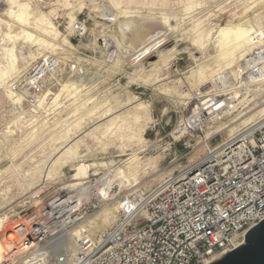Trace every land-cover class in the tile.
Instances as JSON below:
<instances>
[{
	"label": "rangeland",
	"instance_id": "rangeland-1",
	"mask_svg": "<svg viewBox=\"0 0 264 264\" xmlns=\"http://www.w3.org/2000/svg\"><path fill=\"white\" fill-rule=\"evenodd\" d=\"M89 1L19 0L26 6L30 23L27 27L16 17L7 15L11 5L8 0H0V68L6 67L8 72L0 80V219L23 217L28 200L25 198L31 195L28 192L40 185L47 191L45 194L48 190L62 189L72 182L76 168L82 164L92 166L88 180L92 183L106 175L114 176L118 170L125 171L131 181L135 177L137 184H129L122 190L117 188L114 190L117 193L106 202L92 200L85 207L87 215L80 213L78 218L83 219L75 228L89 229L85 222L105 214L111 216L112 208L123 197L150 196L169 177L204 158L208 153L206 145L216 147L230 138L233 128L240 131L257 123L256 114L264 109V87H254L251 94H256V98L248 107L239 105L235 114L209 121L180 141L173 137L182 118L193 116L195 107L199 106L196 97L209 92L216 73H225L221 75L228 81L234 79L232 69L216 72L221 54L216 40L220 28H226L229 23L242 25L264 39V0ZM164 14L171 17L174 25L173 37L168 41L181 47L196 44L192 47L193 54L184 52L157 66L170 49L163 47L137 67L115 57L123 53L119 46L111 47L109 41L115 42L114 36L123 39L127 31L122 27L125 16L162 18ZM40 18L55 26L58 35L41 33L37 29ZM77 19L87 25L83 38H77L72 27ZM22 29L45 43L24 39ZM13 47L17 56L15 66L9 59ZM153 56L157 59L151 62ZM45 59L57 63L42 80L38 107L28 109L20 105L21 98L12 86L21 87L31 68L35 64L40 66ZM194 92L197 95L193 96ZM247 119L249 123L245 125ZM145 123L143 143L140 133ZM221 125L225 130L219 133ZM73 143L80 156L71 159L66 151ZM133 154L137 160L127 164ZM52 164L58 166L55 168L58 181L43 177ZM117 222L116 219L112 225L88 233L98 238ZM68 247L67 243L63 244L52 254L59 258L66 256L70 252Z\"/></svg>",
	"mask_w": 264,
	"mask_h": 264
},
{
	"label": "built area",
	"instance_id": "built-area-1",
	"mask_svg": "<svg viewBox=\"0 0 264 264\" xmlns=\"http://www.w3.org/2000/svg\"><path fill=\"white\" fill-rule=\"evenodd\" d=\"M76 21L75 36L83 38L86 22ZM56 63L41 62L43 78ZM37 65L21 87L12 86L20 105L28 109L39 104L43 78L37 81L30 75ZM263 78L264 41L242 62L236 83ZM208 90L200 96L208 95L211 104L224 98L217 77ZM46 192L25 202L23 217L0 225V264H52L53 251L66 243L75 244L78 251L70 264H210L241 245L247 233L264 221V122L216 147L208 146L204 158L169 177L150 196L121 198L118 222L98 238L81 226L78 235L73 232L89 204L71 218L66 207L44 206L51 200H66L62 194ZM14 228L16 232H10ZM10 234L14 239L8 241Z\"/></svg>",
	"mask_w": 264,
	"mask_h": 264
},
{
	"label": "bare ground",
	"instance_id": "bare-ground-1",
	"mask_svg": "<svg viewBox=\"0 0 264 264\" xmlns=\"http://www.w3.org/2000/svg\"><path fill=\"white\" fill-rule=\"evenodd\" d=\"M87 1L88 0H86V2ZM90 1H93V0H90ZM112 1H114V0H112ZM8 3H10L11 8L7 12V15L16 17L19 20L20 24H23V25L28 24L29 25L30 23H29V19L27 17V14H26L27 12L25 13L26 6L21 5L19 3V0H8ZM81 5L84 6L83 4H81ZM93 5H92V7H93ZM14 7H18L20 10L14 11L13 10ZM82 8H84V7H82ZM186 9H187V7H186ZM166 14H168V13H166ZM130 16H127V17L125 16L124 17L125 20H123L121 18L123 20L122 27H125L127 29V31H125V33L123 34L124 35L123 39H120V37H118V36H114L115 42H114V40H111V41H109V45L111 47L114 44L119 46L122 53L125 52V55L127 56L125 61H127L131 67H137L141 64L142 61H144V59L140 62L139 61L136 62L135 59L138 56L145 55L144 52L147 48H150V46H151V49L149 50L151 53V52H153L152 47H154L155 44H159V45L163 44L162 46H164V45H166L167 42H170V41H168V39H170V37L172 36L171 31L174 30L173 29L174 25L172 24L173 21L170 19L171 17L167 18L168 17L167 15H165V17L163 16L162 18H158V16H156L155 18L153 16L152 17H149V16L148 17L147 16L146 17H140L141 15L139 17H130ZM109 20H111V19H109ZM38 22L40 23V26L37 27V29L41 33H45V35L46 34H48V35L54 34L55 36L58 35L57 30L54 28L55 26L53 27V25H51L50 22H47V20H45L44 18L38 19L37 23ZM240 23H242V22H240ZM119 24L121 25V23H119ZM28 25H27V27H28ZM72 27L73 28L76 27V20L73 21ZM212 27L216 28L217 26H212ZM116 29H118V28H116ZM208 29H210V28H208ZM220 29H221V30H219L220 35L218 36V39L216 37V40H217L221 54L219 53L220 55H218L219 57L217 58L216 64L218 65L219 68H217L218 70H216V72L220 71L222 69H225V70L226 69H232L233 71L232 70L231 71L234 73V79L232 81H228L225 77H223V75H221V74H225L222 72L216 73V75L213 76V78L211 79V82L214 81V77H217L220 80V82L222 83V85L224 86V91H223L222 96H224L225 98L211 104L212 100L211 101L208 100V95L196 97V100H197L196 102H198L199 106L195 107L194 112H193V116L190 118H187V117L184 118L183 117L181 122L179 123L177 130L173 133V137L177 141L179 139H183V138L187 137V134L190 132H196L199 129L201 130L203 128V125L209 121L216 122V121L220 120L221 118H223L227 115L235 114L234 112H237L236 109L239 105H243V107H248L251 104V102L254 101V99L256 98V94L255 95L251 94V89L254 87H256L258 89H262L264 87V78L260 79V80H256V81H251L249 83H246L245 85H243L242 83L241 84L236 83V81L238 80L239 70L242 66V62L259 45L262 44L264 39L262 37L260 38L259 35L256 34L254 30L246 29L242 25H235L233 23H229L226 28L224 27V28H220ZM211 31H209V32H211ZM118 32H120V31L118 30ZM22 33H23V35H22L23 38L28 40V41H33V42L40 41V42L45 43V41H43L42 39L36 37L35 35L27 32L25 29L24 30L22 29ZM119 34H121V32ZM211 34L209 33V35H211ZM204 37H205V34H204ZM201 39H203V38H200L199 40H201ZM207 39H209V38H207ZM197 41H198V38H197ZM207 42H208V40H207ZM195 43H197V42L195 41ZM198 44H200V43H197V45ZM195 45H193V46H195ZM193 46L184 45L181 47L178 44L174 45L172 48L169 49V51H167L166 54L163 55V57L161 56L162 59L160 62L157 63V66L159 64L169 62V60H172L174 57H176L177 55H179L181 53L189 52V53L193 54V51H194V49H192ZM201 47H203V46H201ZM199 48H200V46H199ZM216 48H217V46H216ZM9 51H10V54H9L10 58L9 59L11 60L13 66H15V62L17 61V56H15V54L13 53L14 47L12 48V50H9ZM159 51H161V49H159ZM146 55H148V54H146ZM121 60H123V59L121 58ZM28 66H29V64H28ZM44 66L45 65L38 66L35 69V71L30 74V75H32L31 79L37 80V81L40 78L42 79L43 75L45 73L44 72ZM7 73L8 72H7L6 67L0 68V80L1 81H3L5 79V77L7 76ZM206 84H207V82H206ZM195 94L197 95V93L194 92L193 96H195ZM83 104H86V103H83ZM256 115H257V118L259 119V121L257 123L264 122V109L260 110ZM249 119H254V118H249ZM249 119L244 121L245 125H247V123H249L248 122ZM145 127H146V123L143 125V128H142L141 133H140V142H143V143H144V140H143L144 130L143 129ZM223 130H225V127H222V125H221V126H219V129L217 131L220 133L221 131L223 132ZM237 130H235L233 128L231 130L230 137H234L236 134H238L240 131H242V130H240V131H237ZM67 131L69 132V130H67ZM206 140H209V138H206ZM68 146H70V145H68ZM73 146H74V143H73ZM73 146H70L68 148V150L66 151V152H68V156L71 155V159H74L79 153L78 148H76V146H74L76 148L75 149V148H73ZM208 146H209V144L206 145V148H208ZM144 147H145V144H144ZM78 156H80V155H78ZM134 160H137V157L135 154L132 155V158L128 159L127 164H130ZM56 164H58V163H56ZM56 164H52L51 167L49 166L50 168L49 167L47 168V172H45V170H44L45 174H44V176L43 175L42 176L45 177L47 180L48 179L54 180V178L56 176L55 173H57L56 167H58ZM148 166H150V165H148ZM152 166L153 165L151 164V167ZM91 167H92L91 165H85V164L78 166L76 168V171H75L76 174L74 175V177L71 180L72 182L70 181L71 183L66 185L62 189L59 188L60 190H58V191H53V192L64 195V197L62 196V200L66 199L64 203H59V202L56 203V202H53V200H51L49 202L44 203V206H56L57 208L66 207V209H68V215L71 218H74L77 216V213L80 212L86 205L90 204L92 202V200H98L100 202H103V201L106 202L110 197H112L113 194L117 193V191H114L115 189L117 190V188H118V189L122 190L123 188L130 186L129 184H132V183L137 184V180L135 179V177L131 181L129 179V177L125 175V171H123V170H118L116 172V175H114V176L106 175L103 178L99 179L97 182L92 183L91 180L88 181L90 179L89 175H90V172L92 170ZM58 169L60 170V168H58ZM127 169H129V168H127ZM42 172H43V170H42ZM37 173H39V172H37ZM39 175H38V177L40 178L41 175L40 176ZM56 179L57 178H55V180ZM58 180H59V178H58ZM58 180H56V181H58ZM117 182H118V184H117ZM36 183L37 182H35L33 184V186H35ZM46 183L47 182L45 181V184ZM38 187L39 188L35 187L37 189L33 188L35 191H33V192L30 191V193L28 192V194H31V195L29 197H26L25 199H35L40 193H42L43 188H41V185ZM48 191H50V190H48ZM40 200H41V198L36 199L35 203H38V201H40ZM116 205L117 206L114 209L112 208V210H111V213H112L111 216H105L106 215L105 214L104 217L102 215L100 217H96L95 219H93V221L85 222L87 224V226L89 227V229L84 228L82 230H85L86 232H89V230L90 231L91 230H98L99 231V229L103 228L104 226L112 225V223L116 219L118 221L119 220V211H118L119 207L118 206L120 205V202L117 201ZM8 219H12V217L0 219V225L3 222L5 223L6 221H8ZM79 228L80 227L73 229V232H75L74 233L75 235H78ZM10 230L11 229H7L6 232H9ZM10 232H16L15 228L13 229V231H10ZM89 233H92V232H89ZM12 239H14L13 235L12 234L8 235V241H10ZM67 250H70V252L68 254H66V256L59 258V257H55V255H52L51 256V263L52 264H70V263L74 262V260L76 258V254L78 252L76 245L70 244L69 247L67 248ZM219 258L220 257L217 256L214 258V260H217Z\"/></svg>",
	"mask_w": 264,
	"mask_h": 264
},
{
	"label": "water",
	"instance_id": "water-1",
	"mask_svg": "<svg viewBox=\"0 0 264 264\" xmlns=\"http://www.w3.org/2000/svg\"><path fill=\"white\" fill-rule=\"evenodd\" d=\"M170 40V39H168ZM166 43V45L162 46L159 44H155L152 47V51L150 53V48L145 50V55L138 56L135 60L136 62H140L146 57H151L154 53H156L159 49H163V47L172 48L173 44ZM159 45V46H158ZM159 49H157V48ZM155 48V49H154ZM149 51V52H148ZM148 54V55H146ZM114 52L110 55L111 60L114 58ZM116 54L115 57H120L123 60H126L125 52L121 54ZM145 57V58H144ZM156 56H153L151 62L156 61ZM210 264H264V221H262L257 226L253 227L245 236L244 242L236 247L234 250L228 252L224 256L220 257L217 260H214Z\"/></svg>",
	"mask_w": 264,
	"mask_h": 264
}]
</instances>
